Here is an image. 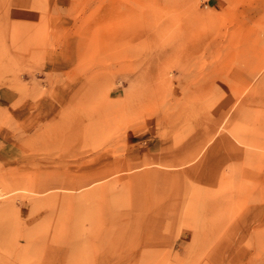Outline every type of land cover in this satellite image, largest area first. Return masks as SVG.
Listing matches in <instances>:
<instances>
[{
	"label": "rangeland",
	"instance_id": "rangeland-1",
	"mask_svg": "<svg viewBox=\"0 0 264 264\" xmlns=\"http://www.w3.org/2000/svg\"><path fill=\"white\" fill-rule=\"evenodd\" d=\"M102 250L264 264V0H0V264Z\"/></svg>",
	"mask_w": 264,
	"mask_h": 264
},
{
	"label": "bare ground",
	"instance_id": "bare-ground-1",
	"mask_svg": "<svg viewBox=\"0 0 264 264\" xmlns=\"http://www.w3.org/2000/svg\"><path fill=\"white\" fill-rule=\"evenodd\" d=\"M262 59V58H261ZM250 69V68H249ZM262 70V69H261ZM261 70H260V72H261ZM263 72V71H262ZM248 73V75L250 74L249 72H247ZM246 74V73H245ZM253 74V73H252ZM251 77V76H250ZM207 78H209V77H207ZM246 79V78H245ZM166 80V79H165ZM248 80V79H247ZM209 81V80H208ZM240 81V80H239ZM243 83V82H242ZM209 84V83H208ZM236 85H234L233 87H235ZM189 87V86H188ZM243 87V86H242ZM238 88V87H237ZM246 88V87H245ZM199 89V88H198ZM201 89V88H200ZM235 89H236V87H235ZM184 90V89H183ZM203 90V89H202ZM197 91V90H196ZM235 91V90H234ZM237 91V90H236ZM241 91V90H240ZM240 91H239V93H240ZM258 91V90H257ZM259 93V92H258ZM187 95V93H184V95ZM233 94V93H232ZM250 94L251 93H249V95L248 96H250ZM255 94V93H254ZM197 95V94H196ZM193 96L192 98H193V100L194 99H196L195 97H197V96ZM203 94H201V96H202ZM209 95V94H208ZM236 95V94H235ZM234 95V96H235ZM238 95V97H239V95L240 94H237ZM236 95V96H237ZM257 95V94H256ZM255 95V96H256ZM188 96V95H187ZM192 96V95H191ZM254 95H252L251 97H249L248 99L251 101L252 99H250V98H252ZM254 96V97H255ZM202 97H205V96H202ZM237 97V98H238ZM247 97V96H246ZM256 98H257V96H256ZM190 99H191V97H190ZM188 100V99H187ZM186 100V101H187ZM242 100V99H241ZM244 100H246L245 98H244ZM200 101V100H199ZM202 101V100H201ZM234 102H235V100H234ZM237 102V101H236ZM246 102H249V101H246ZM251 102H253L254 103V101L252 100ZM178 103V102H177ZM186 103V102H185ZM242 103V105H244L243 104V101L241 102L240 101V104ZM253 103H252V105H253ZM247 104V103H246ZM231 105V104H230ZM251 105V104H250ZM235 106V105H234ZM241 106V105H240ZM245 106H247V105H245ZM228 107V106H227ZM248 107V106H247ZM249 107H251V106H249ZM192 109V108H191ZM196 109V108H195ZM229 109V108H228ZM186 110V109H185ZM193 110V109H192ZM227 110V109H226ZM233 110V109H232ZM222 111V110H221ZM220 111V112H221ZM159 112V111H158ZM192 112V111H191ZM195 112L197 113V110H195ZM228 112H229V110H228ZM240 112V111H239ZM218 115V114H217ZM242 115V114H241ZM246 115V114H245ZM214 116V115H213ZM220 116H222V115H220ZM219 116V117H220ZM226 116H228V115H226ZM167 117V116H166ZM216 117H218V116H216ZM218 117V118H219ZM225 117V116H224ZM236 116L234 115V118H235ZM245 118V117H244ZM243 118V119H244ZM99 119V118H98ZM232 119H233V117H232ZM231 119V120H232ZM262 119V118H261ZM228 120H229V118H228ZM230 120V121H231ZM234 120V119H233ZM187 121V120H186ZM219 121V120H218ZM240 120H238V122H239ZM244 121V120H243ZM202 122H204V120L202 121ZM220 122H222V121H220ZM227 123H229V121L227 122ZM100 124H102V123H100ZM198 124V123H197ZM199 125V124H198ZM207 125V124H206ZM222 125H223V122H222ZM226 126H228V125H226ZM237 126H238V124H237ZM246 126V125H245ZM202 127V126H201ZM243 128V127H242ZM85 129V128H84ZM201 129H203V128H201ZM216 129H218V125H217V128ZM244 130H245V128H244ZM85 131V130H84ZM201 131V130H200ZM214 131L215 130H213V133H214ZM220 132H221V130H219ZM223 131V130H222ZM217 132V131H216ZM201 133H203V132H200V134ZM219 133V132H218ZM217 133V134H218ZM195 134V133H194ZM198 134V133H197ZM199 134V135H200ZM204 135H205V133H203ZM209 134V133H208ZM213 135H215V133L213 134ZM248 135V134H247ZM249 136V135H248ZM200 137V136H199ZM206 137V136H205ZM214 137V136H213ZM202 138V137H201ZM207 138V137H206ZM211 138V137H210ZM205 139V138H204ZM192 140V139H191ZM200 140V139H199ZM206 140V139H205ZM240 140V139H239ZM243 140V139H242ZM252 140V139H251ZM236 141V140H235ZM207 142H208V139H207ZM218 142H219V140H218ZM237 142V141H236ZM246 142H248V141H246ZM190 143V142H189ZM192 143H193V141H192ZM243 143H245V142H243ZM250 143V145L252 144V142L250 141L249 142ZM194 144V143H193ZM221 144V143H220ZM248 143H246L245 145H247ZM104 145V144H103ZM195 145V144H194ZM222 145V144H221ZM193 145H191L190 144V147H192ZM195 148H196V146H194ZM199 146H197V148H198ZM204 147V146H203ZM196 148V149H197ZM192 149V148H191ZM196 149H194V150H196ZM200 149L201 148H199V149H197L198 151H200ZM212 149V148H211ZM196 150V151H197ZM202 150V149H201ZM210 150V149H209ZM244 150V149H243ZM197 151V152H198ZM211 151V150H210ZM103 152V151H102ZM167 152H169V151H167ZM184 152V151H183ZM195 152V151H194ZM209 152V151H208ZM158 153V152H157ZM188 153V152H187ZM186 153V154H187ZM167 154V153H166ZM181 154H183V153H181ZM180 154V155H181ZM195 154H199V153H195ZM216 154V153H215ZM154 155V154H153ZM189 155V154H188ZM207 155V154H206ZM156 156V155H155ZM154 156V157H155ZM194 156H196V155H194ZM184 157V158H183ZM187 157V156H186ZM193 157V156H192ZM197 157V156H196ZM139 158V157H138ZM195 158V157H194ZM193 158V159H194ZM183 159H185V153L183 154V156H182V160ZM180 160V159H179ZM185 160H187V159H185ZM192 161V159L190 160V162ZM242 161H243V159H242ZM252 161V160H251ZM146 162H149V161H146ZM159 162V161H158ZM157 162V163H158ZM188 162H189V160H188ZM70 163V162H69ZM69 163H67V164H69ZM160 163H162V162H160ZM164 163V162H163ZM183 164H185L184 162H182ZM248 163H249V161H248ZM201 164H202V162H201ZM173 165V164H172ZM180 165H181V163H180ZM198 167V166H197ZM196 167V168H197ZM200 168V167H199ZM193 169V168H192ZM188 170H190V169H188ZM198 170V168L196 169V171ZM95 171V170H94ZM192 171V170H191ZM195 171V172H196ZM96 172H98V171H96ZM190 172V171H189ZM194 172V173H195ZM72 173V172H71ZM139 173V172H138ZM187 173V172H186ZM81 175H79V176H75V174H73V176L71 177V175H69V173L68 174H66L65 176L63 175V177H53V178H49L48 180H47V185L49 186V187H61V188H64V189H68L69 188V186H73V188H75V189H77L78 187H82V186H85V185H90L91 186V184L93 183V182H98V180H100V179H102V176L104 175H101V176H96L95 177V175H97V174H99V173H88V172H83V173H80ZM190 175V174H189ZM125 176V175H124ZM142 176V175H141ZM148 176H149V173H148ZM104 177V176H103ZM126 177V176H125ZM126 180V179H125ZM127 181V180H126ZM111 182V181H110ZM109 182V183H110ZM93 185V184H92ZM95 186V185H94ZM104 186V184H99L98 186H95L96 187V189L98 188H102ZM88 187V186H87ZM95 187H93V188H90L89 189V191L88 190H85V188H84V191L86 192H89V194L91 193V191H94V189H95ZM83 189V188H82ZM78 190V189H77ZM102 190H103V188H102ZM83 191V192H84ZM100 191V190H99ZM63 193V192H62ZM95 193V192H94ZM97 193V192H96ZM55 194V196L57 195V192L56 193H54ZM61 194V193H60ZM65 194V193H64ZM92 194V193H91ZM63 195V194H62ZM86 195V194H85ZM98 195V194H97ZM61 196V195H60ZM63 196H65V195H63ZM51 197H54V195H51ZM80 197H82L83 198V196H82V194H81V196ZM48 198H50V197H48ZM84 201V200H83ZM74 226V225H73ZM27 234V236H29V235H31L30 233H26ZM25 234V235H26ZM27 239L29 238V237H26ZM30 239H31V237H30ZM85 241V240H84ZM88 242V241H87ZM75 243V242H74ZM30 244V243H29ZM85 244H87V243H85ZM144 245V244H143ZM142 245V246H143ZM53 247H54V245H52ZM51 246V247H52ZM83 246H84V244H83ZM145 246V245H144ZM82 247V246H81ZM85 247V246H84ZM86 247H89V246H86ZM85 247V248H86ZM148 247V246H147ZM72 248V247H71ZM85 248H83V250L82 251H84V249ZM82 249V248H81ZM47 250V249H46ZM88 251H89V249H87ZM36 251V250H35ZM87 251V252H88ZM69 252H71V251H69ZM81 252V251H80ZM85 252V251H84ZM83 252V253H84ZM110 252V251H109ZM48 253V252H47ZM55 253V252H54ZM73 253H74V251H73ZM83 253H82V255H83ZM138 253V252H137ZM35 254V253H34ZM36 254H37V251H36ZM33 255V256H35V258H37V255ZM49 254V253H48ZM50 254H53V253H50ZM136 254V253H135ZM75 255V254H74ZM73 255V258L75 257ZM81 255V256H82ZM106 255H109L108 253L106 254V251H104V250H102L101 251V254H100V257H99V260L97 261L99 264H107V263H109V259H108V257L106 256ZM55 256V255H54ZM81 256H77V254H76V257H79V258H81ZM85 256H87V254H85ZM84 256V258H86V259H89V258H87V257H85ZM99 256V255H98ZM111 256V255H110ZM68 257H69V255H68ZM68 257H67V259H68ZM70 257H72V255L70 256ZM111 258V257H110ZM139 258V257H138ZM27 259V258H26ZM65 259V258H64ZM76 259H78V258H76ZM75 259V260H76ZM128 262H132L131 261V259L130 258H125ZM34 260H36V259H34ZM71 260V259H70ZM90 260V259H89ZM88 260V262L90 263V261ZM138 260V259H137ZM26 261V260H25ZM74 261V260H73ZM81 261V260H80ZM22 262V261H21ZM68 262H69V264H71V263H73L72 262V260H71V263H70V261L68 260ZM67 262V263H68ZM120 262H122L121 261V259H119V260H117V261H115V263H120ZM133 263H136L135 262V260H134V262ZM33 264V263H32ZM39 264V263H38ZM64 264V263H63Z\"/></svg>",
	"mask_w": 264,
	"mask_h": 264
},
{
	"label": "crops",
	"instance_id": "crops-1",
	"mask_svg": "<svg viewBox=\"0 0 264 264\" xmlns=\"http://www.w3.org/2000/svg\"><path fill=\"white\" fill-rule=\"evenodd\" d=\"M54 63H56V62L54 61ZM55 68H57V69H63L64 67H63V66H57V67L55 66ZM8 93H9L8 95H11V92H8ZM41 110H42V109H41ZM47 110H48V107L46 106L45 109H44L45 114L48 113Z\"/></svg>",
	"mask_w": 264,
	"mask_h": 264
}]
</instances>
